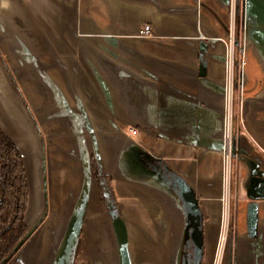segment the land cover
Listing matches in <instances>:
<instances>
[{"label":"crops","instance_id":"0c3cea01","mask_svg":"<svg viewBox=\"0 0 264 264\" xmlns=\"http://www.w3.org/2000/svg\"><path fill=\"white\" fill-rule=\"evenodd\" d=\"M231 26L245 161L221 264H264V199L247 195L264 172V0H0V128L30 226L48 171L19 264H69L79 239L73 264H215Z\"/></svg>","mask_w":264,"mask_h":264},{"label":"trees","instance_id":"16d2710c","mask_svg":"<svg viewBox=\"0 0 264 264\" xmlns=\"http://www.w3.org/2000/svg\"><path fill=\"white\" fill-rule=\"evenodd\" d=\"M0 264H10L27 241L25 214L29 200L26 168L16 145L0 129ZM29 236L26 237V239Z\"/></svg>","mask_w":264,"mask_h":264},{"label":"built area","instance_id":"2783aa9c","mask_svg":"<svg viewBox=\"0 0 264 264\" xmlns=\"http://www.w3.org/2000/svg\"><path fill=\"white\" fill-rule=\"evenodd\" d=\"M150 26L144 28L143 36L148 37L151 35ZM235 32L234 27L231 26L230 35L225 41L227 54V76H226V120H225V146H224V179H223V196L222 202V217L220 222V233L217 245L215 264H221L222 256L226 249V245L230 240L231 229V186L229 180V159L231 147V124H232V111H233V95H234V65H235ZM137 134V131H133Z\"/></svg>","mask_w":264,"mask_h":264},{"label":"rangeland","instance_id":"374dc122","mask_svg":"<svg viewBox=\"0 0 264 264\" xmlns=\"http://www.w3.org/2000/svg\"><path fill=\"white\" fill-rule=\"evenodd\" d=\"M240 64L242 65V60H241ZM237 95L238 94H237L236 89H235V92L233 95V105H234L233 109L234 110L236 109V106L238 105ZM237 128H239L237 112L232 111V124H231V133H230V137L232 139H231V147H230V154H229L230 155V159H229V167H230V169H229L230 170L229 171V180H230V186H231V225H232V218H233V203L235 202L234 197H235V193L238 190L239 185L241 184V181L243 179V175L241 173V168L244 167L242 163H243V161H245V158L243 156H241L242 154H241V148H240V143H239L240 142V140H239L240 135H239V132H237ZM46 163H47L46 158L43 157V174L41 176V183L43 185V195L45 198V208H44L43 212L39 214V217L33 226H30L26 223L27 227L25 228V230L21 234V237H23V234L27 233L30 230L29 233L24 237L25 239L22 241V242L27 241L26 244L28 243V241L31 238V236L33 235V233L35 231H37L42 226V224L45 222V220L48 216V207H47V202H46L47 187H48V171H47ZM238 169H240V173H237ZM1 192H3V191L0 190V195H1ZM230 231H232V228L230 229ZM27 236H29V237L26 239ZM228 243H227V245H228ZM80 244H81V242L79 239L76 242V246H75L76 250L74 249L73 254L70 256L69 264H73V261L74 260L76 261V259L78 258L76 256L77 255L76 252L79 249ZM17 255L18 254L16 252L10 264H19L17 261ZM75 261H74V263H75Z\"/></svg>","mask_w":264,"mask_h":264},{"label":"water","instance_id":"95a60500","mask_svg":"<svg viewBox=\"0 0 264 264\" xmlns=\"http://www.w3.org/2000/svg\"><path fill=\"white\" fill-rule=\"evenodd\" d=\"M258 166L253 164L252 170H251V177H250V183L247 189V195L252 200H259L264 199V172H258L257 171ZM180 188L183 192L184 198L187 203L191 206V212L198 216L199 209L197 202L195 200V196L192 192V190L183 182L179 181ZM255 207H251V217H250V224H251V230L255 231V225H256V212ZM199 217V216H198ZM196 232V239L195 242L197 244L198 252L201 249V238L200 233L198 231V228L195 230ZM23 244L21 242L20 246Z\"/></svg>","mask_w":264,"mask_h":264}]
</instances>
